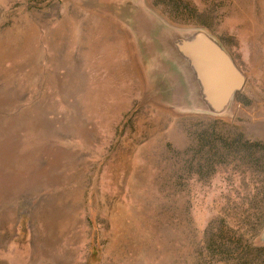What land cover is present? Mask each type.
<instances>
[{
	"label": "rangeland",
	"instance_id": "374dc122",
	"mask_svg": "<svg viewBox=\"0 0 264 264\" xmlns=\"http://www.w3.org/2000/svg\"><path fill=\"white\" fill-rule=\"evenodd\" d=\"M0 264H264V0H0Z\"/></svg>",
	"mask_w": 264,
	"mask_h": 264
},
{
	"label": "water",
	"instance_id": "95a60500",
	"mask_svg": "<svg viewBox=\"0 0 264 264\" xmlns=\"http://www.w3.org/2000/svg\"><path fill=\"white\" fill-rule=\"evenodd\" d=\"M176 48L188 63L213 113H224L245 86V78L230 56L208 33L179 37Z\"/></svg>",
	"mask_w": 264,
	"mask_h": 264
}]
</instances>
